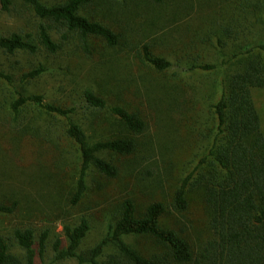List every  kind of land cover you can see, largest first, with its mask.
I'll return each instance as SVG.
<instances>
[{"label":"trees","instance_id":"1","mask_svg":"<svg viewBox=\"0 0 264 264\" xmlns=\"http://www.w3.org/2000/svg\"><path fill=\"white\" fill-rule=\"evenodd\" d=\"M0 10L33 19L23 17L28 29L0 32L1 51L37 57L20 81L60 70L76 95L47 100L16 90L14 118L30 109L32 120L12 131L14 150L27 144L51 154L69 140L77 151L71 188L33 163L2 162L0 264H37L57 219V260L264 264V127L253 96L264 89V0H0ZM211 53L227 72L206 103L192 74L217 66L203 59ZM181 134L203 151L194 149L196 165L171 186L169 201L163 169ZM190 191L206 217L196 245L168 219L188 209ZM44 199L53 200L52 217L39 210ZM107 200L101 235L85 245L91 210ZM142 239L156 247L141 248Z\"/></svg>","mask_w":264,"mask_h":264},{"label":"rangeland","instance_id":"2","mask_svg":"<svg viewBox=\"0 0 264 264\" xmlns=\"http://www.w3.org/2000/svg\"><path fill=\"white\" fill-rule=\"evenodd\" d=\"M45 2H52L53 0H43ZM211 11L212 13H217L215 9L209 8L207 12ZM30 12H25V15H29L30 20H33L29 14ZM17 10H13L11 13H7L0 10V32L8 34L12 31H18L20 29H28V19L23 18L24 16L19 17ZM29 20V21H30ZM215 38H212L211 41H214ZM38 56V55H37ZM39 57V56H38ZM36 56L29 55L22 52H15L13 54H8L0 50V170L2 167V162H9L10 168L12 163L30 165L33 163L36 169L43 168L49 173L58 178L61 183H65L67 188H71L75 181V176L77 172L76 160H77V151L73 143L68 141H62L63 149L54 153H45L39 152L38 154L31 149L27 144H24L19 148V151L14 150V147H17V139H14L11 142V138L15 136V133L12 131L16 127L19 129L23 125L29 124V117L31 114L30 109H25V112H22V115L18 118H14V113L10 108L11 102L16 98V90H21L23 88L26 93H31L32 91L43 93L47 100H59L60 98H66V95H63L62 92L67 93L68 98L72 99L76 97L75 94H71L68 88V81L66 79V74L62 71L57 70L52 72L49 75L40 77L36 81L26 80L20 81V75L22 71L29 69L30 67L36 64ZM203 59L217 63V66L208 71H196L192 74V77L200 82V88L203 91L204 99L209 102V99H216L220 93L221 82L225 77V72L227 68L220 64L221 57H217L214 53L206 54ZM174 69V68H173ZM59 72V74L57 73ZM62 73V74H61ZM11 74L12 79H7L3 75ZM184 75L189 76V73L183 72ZM62 89H61V88ZM70 92V93H69ZM253 96L255 102L257 103L258 109L261 112L263 127H264V89H259L253 91ZM152 135L153 129H151ZM178 136V141L175 140V143L170 148L171 156L167 158L172 159V163L165 164V169H163V178H168L166 185L164 186L163 192L166 195V199L170 201L172 185L178 180L180 176H186L193 171V167L196 165L197 159L199 157L194 155V149L200 152L203 151V148H199V145H195L190 139L185 138L183 134ZM190 141V142H189ZM200 143H204L201 138L198 139ZM155 142V137L153 139ZM192 143V145H191ZM198 144V142L196 143ZM204 147V146H203ZM198 148V149H197ZM168 155V152H167ZM170 155V153H169ZM18 159V160H17ZM16 164V166H18ZM154 170L156 167L154 165ZM160 173V172H159ZM30 174H32L30 172ZM2 176V174H0ZM17 176L9 178V182L16 183ZM35 186H41L40 184H34ZM190 197V206L183 214L170 216L168 219L172 223L173 219L177 218L180 221V226L186 232V235L191 240L193 245L197 244V241L201 239L203 234V229L205 227L206 217L203 214L201 204L199 202L198 195L194 191L189 192ZM43 205L39 209L44 213H48L52 217L53 200H43ZM113 200H107L101 204L97 209L91 210L94 212L96 219L92 221V228L88 232V235L85 238V245H91L101 235V230L105 226L106 214L109 213L112 209ZM77 210L76 214L79 213ZM50 222V223H49ZM48 223L52 226V234L46 245L43 258H38L37 264H79L74 258H67L57 260L54 257V252L52 249V241L54 236L59 235L63 238V230L61 219L49 221ZM48 224V225H49ZM141 248L143 249H154L156 245L150 239H142Z\"/></svg>","mask_w":264,"mask_h":264}]
</instances>
